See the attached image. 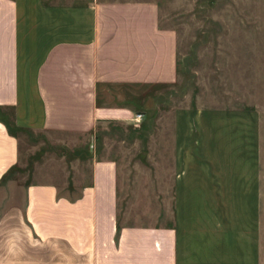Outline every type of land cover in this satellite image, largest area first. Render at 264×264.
<instances>
[{
	"label": "crops",
	"instance_id": "0c3cea01",
	"mask_svg": "<svg viewBox=\"0 0 264 264\" xmlns=\"http://www.w3.org/2000/svg\"><path fill=\"white\" fill-rule=\"evenodd\" d=\"M178 63L157 0H0V264H261L257 110L173 99L151 149L125 145ZM123 124L114 151L99 129ZM37 134L72 172L14 184Z\"/></svg>",
	"mask_w": 264,
	"mask_h": 264
},
{
	"label": "rangeland",
	"instance_id": "374dc122",
	"mask_svg": "<svg viewBox=\"0 0 264 264\" xmlns=\"http://www.w3.org/2000/svg\"><path fill=\"white\" fill-rule=\"evenodd\" d=\"M157 1L162 25L176 30L178 80L171 87L161 88L159 106L157 97L146 106L141 117L147 120L143 129L147 132L146 140L130 139L125 145L135 148L131 153L142 145L151 149L153 132L168 130L159 117L168 113L171 101L192 99L194 105L257 110L264 162V0ZM99 130L112 132L109 143H113L114 151L120 150L117 136L130 132L125 124L122 127L107 125ZM104 131H101L103 135ZM159 142L167 145V139H157ZM64 147L72 148L73 145L68 140H49L39 134L21 140L20 169L10 173L7 179L14 184L25 180L60 182L66 179L76 160ZM261 237V264H264V219Z\"/></svg>",
	"mask_w": 264,
	"mask_h": 264
},
{
	"label": "built area",
	"instance_id": "2783aa9c",
	"mask_svg": "<svg viewBox=\"0 0 264 264\" xmlns=\"http://www.w3.org/2000/svg\"><path fill=\"white\" fill-rule=\"evenodd\" d=\"M138 116H140L141 114H137Z\"/></svg>",
	"mask_w": 264,
	"mask_h": 264
}]
</instances>
